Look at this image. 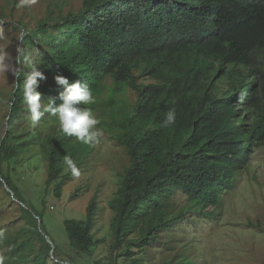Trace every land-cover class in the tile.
Masks as SVG:
<instances>
[{
    "label": "trees",
    "instance_id": "trees-1",
    "mask_svg": "<svg viewBox=\"0 0 264 264\" xmlns=\"http://www.w3.org/2000/svg\"><path fill=\"white\" fill-rule=\"evenodd\" d=\"M49 28L59 34H51L48 47L35 59L48 79L59 72L70 83L80 80L91 89L108 77L135 94L131 113L116 137L129 164L112 206L111 250L131 258L135 254L128 246L142 251L156 241L157 232L168 225L164 211L176 192L212 216L220 194L245 168L250 146L264 145V105L256 104L259 113L249 124L238 114L241 105L256 98L258 83L250 77V66L264 52V0H82L78 12L66 14ZM46 30L47 24L40 22L35 36ZM228 66L230 70L223 71ZM19 69L22 84L24 71ZM134 71L156 82L136 83ZM258 80L264 98V69ZM55 87L52 97L62 90ZM23 100V91L16 86L7 127L22 114ZM172 108L176 122L162 128L165 113ZM12 138L6 128L0 161L17 156ZM70 138L60 133L47 139L45 184L58 178L66 152L74 153L73 147L65 149ZM94 215L91 200L84 220L63 223L69 243L80 252L95 244L90 233ZM131 233L136 237L126 240Z\"/></svg>",
    "mask_w": 264,
    "mask_h": 264
},
{
    "label": "rangeland",
    "instance_id": "rangeland-1",
    "mask_svg": "<svg viewBox=\"0 0 264 264\" xmlns=\"http://www.w3.org/2000/svg\"><path fill=\"white\" fill-rule=\"evenodd\" d=\"M81 8L82 0H0V51L9 54L6 63L10 69L0 72V140L8 128L13 135L11 143L18 145L17 156L0 161V254L5 256V264H127L133 260L137 264H264V145L256 144L250 146L247 164L235 175L232 187L220 194L212 216L176 192L164 211L168 225L157 232L156 241L142 251L128 246L126 249L135 254L131 258L120 257L119 251L111 250L112 206L118 197L123 170L129 164L126 150L116 137L120 124L131 113L135 94L128 85H114L108 77L91 88L95 103L83 105L100 120L97 127L103 131L101 142L84 144L71 137L65 149H75L70 157L79 175L74 176L68 169L66 152L58 178L45 184L44 146L48 138L54 139L62 132L56 118L48 113L32 127L24 100L22 114L6 126L11 94L16 86L23 91V83L16 81L12 71L20 66L24 72L30 70L18 49L35 63L37 55L48 47L51 34H59L49 25ZM40 22L47 24V30L36 37L34 29ZM21 31L25 33L23 42ZM59 39L57 43L61 44L63 37ZM253 59L250 77L258 83L254 87L257 100L239 107L238 114L245 124L259 113L256 104L264 105L258 80L264 69V52ZM225 70H230V66ZM134 75L136 83L156 82L136 71ZM220 86L225 87L223 76ZM54 88L52 79L41 84L42 101L52 97ZM91 200L95 202V215L90 233L95 244L88 252H80L69 243L63 223L84 220ZM199 213L204 216L198 217ZM135 237L131 233L125 239Z\"/></svg>",
    "mask_w": 264,
    "mask_h": 264
},
{
    "label": "clouds",
    "instance_id": "clouds-1",
    "mask_svg": "<svg viewBox=\"0 0 264 264\" xmlns=\"http://www.w3.org/2000/svg\"><path fill=\"white\" fill-rule=\"evenodd\" d=\"M3 35V30L0 29V36ZM25 33L20 32V39H23ZM18 52L23 55V50L18 49ZM9 54L0 51V72L9 71V66L6 63ZM25 61L29 64L30 70L23 73V98L27 111L30 114L29 119L32 127H36L41 117L48 113L54 116L58 121L60 131L68 137H74L77 141L84 144H98L101 142L103 131L97 127L100 120L94 114L91 108L82 107V105H90L95 103L92 90L82 84L80 80L69 82L68 78L59 72L53 76L54 83L62 90L55 97H49L42 101L39 88L42 83L47 80V77L36 65L30 60L28 55L24 56ZM15 68V65H13ZM20 69L12 71V75L19 81ZM57 100L60 103L57 105ZM176 110L169 109L165 113V117L161 122L162 128H167L176 122ZM64 161L74 176L79 175V169L76 163L70 156H65ZM3 234L0 233V239ZM0 264H5V256L0 254Z\"/></svg>",
    "mask_w": 264,
    "mask_h": 264
}]
</instances>
